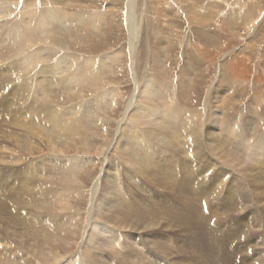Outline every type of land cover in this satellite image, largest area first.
I'll return each instance as SVG.
<instances>
[{
	"label": "bare ground",
	"instance_id": "1",
	"mask_svg": "<svg viewBox=\"0 0 264 264\" xmlns=\"http://www.w3.org/2000/svg\"><path fill=\"white\" fill-rule=\"evenodd\" d=\"M19 1L0 0V61L8 59L10 52L18 54L13 62L15 64H9L10 68L12 65L14 66L15 74L19 75L16 78L23 80L16 92L17 96L21 98L17 104V106L19 105L18 113L13 116L12 120L17 121V124L23 125L24 128L14 126L15 131L12 132L4 128L0 140L9 141L16 149L14 151L0 148V154H7L6 157L0 155V165H14L15 155L28 154L32 157L33 154H40L43 147L41 148L40 144L37 146L38 143L33 142L32 137L41 141L44 148L48 149L47 151L56 153L58 151L63 155L68 154V150H75L76 153L83 151L89 155L92 145L95 146L94 149L98 153L106 152L108 147L114 151L118 148L116 140L121 139L120 130L124 129L123 145L122 147L120 145L117 156L147 182L154 183V186L157 184L163 193H169L162 188L169 181L170 176L167 177V170L169 169L168 172H171V176L175 173L172 170L174 161L172 158L175 157L169 153V148L172 147L175 150H177V146L184 148L185 154L190 158L189 166L187 169L182 167L181 170L176 169V175L186 178L182 179L181 186L177 185L170 191L171 195L177 199L182 196L180 193L183 192L181 188L183 185L186 187L192 185L190 184L191 179L197 176L199 171L197 160H200L201 155L208 154V152L222 160L226 166L238 167L242 173L249 175L256 185V190L264 188V183L257 177L259 174H264V136L258 129L262 122L259 123L254 119L251 123L246 120L239 123L238 118L239 121H232V119V122H228V118L234 112L235 107L232 103L235 99L232 98V102L226 105L227 96H224L226 91L219 101L220 107L217 105L212 111L208 109L210 114H208L206 122L204 125L198 126L191 117V114L194 117L198 116L197 110L185 109L181 105V101L179 102L169 95L171 91L169 88L166 89V83L163 85L167 74L162 65L156 66V71L148 72L149 74L143 76L142 80L140 78V81H137L138 86L127 101L123 118L119 123V131L116 133L115 140L110 142L109 130L111 126L104 123L108 121V118L102 119V116H106L108 111H112L116 106L114 94L110 91V87H106L109 83L107 80L109 77L111 78L110 75L115 72L116 63L119 62L116 60V51L108 53L109 55L103 58L96 59L93 56L89 58L88 53L89 55L92 53L86 51H92L96 45H99L95 44V39H82L81 34H78L73 42L80 46L83 56L73 55L74 51L71 54L68 50L70 46L68 45V48L67 45L64 46V43L69 44L71 41L69 38L74 36L72 31L76 20L86 19L84 16L86 12L78 10V7H86V2L83 3L81 0H26L18 3ZM131 4L132 0H127L126 22L129 31V53L136 46L139 32V27L132 18ZM243 4L242 2L239 4L237 1L235 7L230 5L229 11L226 13L220 11L216 2L209 3L205 6L206 8L199 7L198 4L192 2L190 5L183 4L184 8L182 9L186 19L193 27L205 28L208 22L221 19L219 21L224 24L223 28L227 25L231 26L233 21L236 25L235 32V30L249 26L255 22L254 20L258 16H261L260 7H249L248 11V6H246L243 11L239 7H244ZM163 11L160 10L157 15L163 16ZM244 13L251 19L248 21L246 17H243L246 22L242 23ZM12 14L14 17L11 16ZM88 21H91V18ZM208 40L207 38L206 41ZM56 45L58 48L59 46L63 47L62 50H59L62 53L60 56L57 53ZM76 52L79 51L76 50ZM209 52H204V54L207 53L208 55L205 54V56L210 58L212 55ZM243 58L241 55H237L227 67L225 66L227 76L223 77L225 78L222 79L223 81L241 83L252 76L246 70V60ZM262 58L264 62V54ZM3 68H5L4 65ZM218 70L220 71V69ZM11 71L8 75L14 78V73ZM7 73L3 74L8 79ZM192 77H188L189 80L192 81ZM256 77L254 74V77L251 78L255 84L262 85V79H256ZM14 81V83L19 82V80ZM187 87L189 89L192 86L188 84ZM220 90L218 93L222 95L223 90ZM257 91L259 93H256L252 99L254 103H258L257 108L255 106L252 108L253 105H251V108L246 109L244 114L260 113L262 118L264 116V90ZM169 99L174 101L171 103ZM190 103L191 101H189ZM220 108H225L221 119L216 112ZM24 111L28 112V116L24 114ZM242 113L243 110L238 114L243 116ZM91 117L90 125L94 131L89 133L90 130L85 128L87 124L85 119ZM247 120H251V118ZM99 121L101 122L99 123ZM218 124H221L220 128H216ZM136 136L138 138H135ZM92 141L95 142L91 143ZM114 142H116L115 145ZM135 142L140 143L143 147L140 153ZM116 151L114 152L116 153ZM161 151L166 152L159 155ZM239 153L245 156H241ZM244 157L250 158V161ZM244 159H246V164ZM109 160L105 161L103 169L96 177L92 191L89 193L90 200L86 208L79 202V197L82 189L87 186L88 180L95 178V173L88 170L90 167H95L93 166L97 164L95 161L85 168H82V161L79 159L59 161L58 166H54L49 158L40 167L31 165L34 171L32 173L29 170L25 172L22 186L25 188L27 186L34 187L35 192L33 194H26L27 191L23 194L19 193L17 195L19 198L15 199L18 204L0 205V228L5 227L6 235H4L8 239L7 242L2 239L3 231L0 235V264H116L115 257H110L100 247L101 244H105L108 248L111 245L115 254L123 255L127 259V263L143 264L139 255L133 251L134 246L128 243H126L128 245H121L120 240L123 238L120 233L121 239L117 238L114 231L106 226L109 225L119 231L124 230V235H126L127 231L146 233L160 227L158 226L160 221L156 220L158 216L145 215L146 213H142V211L139 213V207L137 208V204L133 203L130 198L131 194H127L126 190L121 193V196L114 194L118 184L113 178L112 165ZM37 171L40 175L45 171L44 175H46L44 178L40 177L39 182L33 179L34 174H38ZM113 171V174L119 172L118 168ZM262 178L264 177L262 176ZM240 186L241 184L238 183L237 187ZM134 187L138 189L136 183ZM21 190L23 189L21 188ZM100 191L103 196L97 203L96 195ZM261 193L264 198V189L261 190ZM261 193L257 194L256 192L257 197L261 196ZM181 198H188V196L185 195ZM246 198L247 194L244 193L238 199L244 201ZM83 209L84 211H82ZM190 225L192 224L189 223ZM163 241H157L152 248L161 253L166 251L170 254L179 253L173 251L174 248L170 247L169 249ZM74 248L73 254L78 256L72 255V258L67 260L66 257L70 256V251ZM18 249L21 252H27V256L19 252ZM126 261L118 262V264H127Z\"/></svg>",
	"mask_w": 264,
	"mask_h": 264
},
{
	"label": "rangeland",
	"instance_id": "2",
	"mask_svg": "<svg viewBox=\"0 0 264 264\" xmlns=\"http://www.w3.org/2000/svg\"><path fill=\"white\" fill-rule=\"evenodd\" d=\"M24 1L26 0H20L18 3ZM81 1H83V3L86 2V7H78V10L86 12V14H84L86 19L81 18L80 21L76 20V25L72 31L75 38H73L74 36L69 38V40H71L70 43H64V46L67 45V48L70 46L68 50H70L71 54H73L74 51L75 54L73 55L83 56V53L80 51V46L76 42H73L74 39L78 37V34H81L82 39H95V44L99 45H96L92 51H86L92 53L90 55L88 53L89 58L91 56L96 59L103 58L116 51V60L119 62L116 63L115 72L110 75L111 78L109 77V80H107L109 81V85H106V87H110V91L114 94L116 106L110 111L111 113L108 111L106 116H102V119L108 118V121L104 123L111 126V128L109 127L110 142L115 140L116 133L119 131V123L123 118L128 103L127 101L137 88L140 78L142 80V78L149 73L156 71L155 67L158 65H162L166 70L167 79H165L166 81L163 80V85L166 83V89L169 88L171 91L169 95L173 96V98L177 99L179 102L181 101L180 103L185 109L197 110L198 116H195L196 118L191 113L190 114L194 121L197 122L196 124L198 126L204 125L208 114H210V111H212L214 107L217 105H219L217 107H220L219 101L221 96L227 91L224 95L227 96L226 105L232 102V98L235 99L232 103L235 107L234 112H232L231 116L228 118V122L233 119L232 121L240 120L239 123L245 120L251 123L255 119L259 123L262 122L258 129L264 136V116L261 118L262 114H254V112H250L249 115L244 114L246 109L251 108V105H253L252 108L254 106L257 108L258 103H254L252 100L253 96L259 93L257 90L261 92L264 90V62L262 58L264 54V0H132V18L139 27V32L136 41L137 44L135 43L136 46H134L131 53H129L128 50L129 31L127 30L126 22L127 0L126 2L125 0ZM233 1L235 3L238 1L239 4H241V2L244 3V7L239 6L243 11H245L246 6H248V11L250 10L249 7H260L261 16H258L256 20H254L255 22H252L249 26H245L241 30H235L234 32L236 25L233 21L232 23L230 22L231 26L227 25V27L223 28L224 24L220 22L221 19H215V21H213L211 17L212 21L208 22L205 28L193 27L186 19L185 12L182 9L184 8L183 4L190 5L192 2L198 4L199 7L204 6V8H206L205 6L209 5V3L216 2L220 11L226 13V11H229L230 5L235 7ZM160 10L164 11L163 16L159 17L157 13L159 14ZM72 11L75 12V10ZM244 15L242 16V23L246 22L243 20V17H246V19L250 21V16L246 13H244ZM11 16L14 17L13 14ZM90 18L91 21H88ZM217 22L220 24L219 26ZM231 27L232 29L230 30ZM1 30H3V28H1ZM198 32H200V35ZM207 38L209 39L208 41H206ZM56 49L60 56L62 53H60L59 50H62L63 47L59 46L58 48L56 45ZM76 50L79 52H76ZM204 52H209L212 57L210 56L209 58L205 56V54H208H204ZM237 55H241L242 58L244 57L243 59L246 60L245 62L247 65L245 68L252 76L241 83L226 80V82L229 83L227 84L225 80H222L225 79L223 77L227 76L225 66L227 67ZM16 56H18V54L10 52L9 58L5 59L6 61H0V84L3 83L0 86V136L4 128L9 129L10 132L13 130L15 131L14 126L21 129L24 128L23 125H19L17 121L12 120L13 116L18 113L17 107H19V105L17 106V104L21 100L16 92L18 91L19 85L23 83L21 78H16L19 77V75L15 74L16 71L13 70L14 66L12 65L11 68L9 67L11 64H15L13 62ZM3 65L5 68H3ZM218 69H220V71ZM9 70L14 73L13 77L15 79L9 77ZM7 71L9 72L7 73ZM3 73H7L8 79ZM254 74L255 77L257 76L256 79H262L261 84L263 86L257 85V83L255 84L251 78L254 77ZM189 75L193 76L192 81L189 80ZM14 80H19V82L16 81V83H14ZM188 84L192 86L189 89L187 87ZM217 88L219 90L221 89L220 91L223 90L222 95L218 93L219 90ZM3 89L4 91H2ZM182 94L183 96L181 97ZM169 101L172 103L174 100L169 99ZM189 101H191L192 104H189ZM74 103H76V101H74ZM185 103L187 104L185 105ZM224 110L225 108L216 110L219 119H221L224 114ZM242 110L243 116L238 114ZM27 113V111H24V114L28 116ZM250 118L251 120H247ZM91 119L92 117L85 119L87 121L85 128L90 130L89 133L94 131L90 125ZM100 122L101 121H99V123ZM220 127L221 124L216 126V128ZM249 127L252 126L249 125ZM123 130H120V135L122 134L121 139L116 140L117 144L114 142V145L116 144L118 147L114 149V151L117 150L116 153L113 149H109L108 147L107 151L103 152L104 154L98 153L96 149H94V145H92L90 150L91 154L89 155L83 151H78L76 153L75 150H68V154L66 155L60 154L58 151L57 153L54 151L50 152L47 151V148H44L41 141L39 142L37 138L34 139L32 137L33 142L35 141V143H38L37 146L40 144L39 146L41 148L43 147L40 154H33L32 157L28 154L20 156L15 155L16 160L13 162L14 165H0V205L18 204L15 199L19 198L17 196L19 193L23 194V192L27 191L26 194H33L35 192L33 189L34 187L27 186V188H25L22 186L25 172L29 170L32 173L34 171L32 166L35 165L40 167L43 165V162L49 158L54 166H58L59 161L79 159L82 161V168L91 165L93 161L97 163L93 165L95 166L94 168L90 167L88 169L89 171L91 170L90 172L95 173V178H93V180L91 178L88 180L86 183L87 186L82 189L79 197V202L86 208L90 200L89 193L92 191L94 182L97 179L96 177L99 176V173L103 169L105 161L110 159L112 175L118 184L117 189L115 188L114 190V194L121 196V193L126 190L127 194H131L130 198H132L133 203L137 204V208L139 207V213L142 211V213H146L145 215L158 216L156 220L158 222L160 221L158 225L160 227L147 231L146 233L127 231L126 235H124V230L119 231L109 225L106 226L107 228H111L108 229L114 231L117 238L121 239L122 236L123 240H120L121 245L132 244L134 246L133 251L139 255L143 264H264V198L261 193V190L264 188L256 190V185L249 175L244 172L242 173L238 167L226 166L222 160L211 154V152H208V154L201 155L200 160H197L199 171L198 175L191 179L192 181L190 184L192 185H190V187L184 185L181 187L183 192L180 193V195H187L188 198L182 199V196H180V199H177L171 195L170 191L173 187L180 185L182 179L186 178L176 175V169L181 170V167L187 169L189 166L190 158L185 154L184 148L177 145V150L172 149V147L169 148V153L175 157L172 158V160H174L172 163V170L175 173H173L172 177L170 175L171 172H168L169 169L167 170V177L170 176L172 179L169 177V181L166 185L162 186V188L169 193H163L160 191L157 184H155L156 188L154 183L147 182L117 156L120 145L121 147L123 145V135H125V130ZM121 131L123 132L121 133ZM135 138L138 137L136 136ZM0 142H2L0 143V148L6 150L12 149L15 151L16 148L9 141L3 142L0 140ZM94 142L95 141H92L91 143ZM135 146L140 153L143 149L141 144L135 142ZM165 152L166 151H161L159 155ZM239 154L245 156L241 153ZM0 155L1 157L7 156L5 153ZM203 157L205 158L203 159ZM244 158L250 161V158ZM246 159H244L245 164L247 163ZM115 168H118L119 172L113 174ZM44 174L45 171H43L41 175L39 173L36 175L34 174V181L37 180L39 182L41 180L40 177H46ZM262 176L264 177V174L257 175L264 183V178H262ZM237 182L241 184L240 187H237ZM135 183L138 189L134 187ZM20 187L23 190H21ZM256 192L257 194L260 192L261 196L258 195L259 197H257ZM244 193L247 194V198L241 201V199L238 198L244 195ZM102 196L101 191L97 193V203H99ZM82 211H84V209ZM189 223L193 226H189ZM4 230L5 227L0 228V235ZM121 231H123L122 234ZM4 234L5 231L1 235L2 239L7 242L8 239L5 237L6 234ZM160 240H164L163 242L167 244L169 249L170 247L174 248L173 251L179 253L170 254L167 251L161 253L153 249L152 246H155L157 241ZM100 247L105 250L110 257H115L114 261L116 264L127 260L123 255L115 254L111 245L108 248L105 244H101ZM18 250L21 252L20 249ZM74 250L75 248L70 251V256L66 257L67 260L72 258V255L78 256L74 255L75 253L73 254ZM21 253L27 256V252L23 251Z\"/></svg>",
	"mask_w": 264,
	"mask_h": 264
}]
</instances>
